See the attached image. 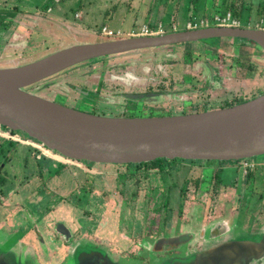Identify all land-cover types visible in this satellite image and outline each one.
<instances>
[{
  "label": "rangeland",
  "instance_id": "374dc122",
  "mask_svg": "<svg viewBox=\"0 0 264 264\" xmlns=\"http://www.w3.org/2000/svg\"><path fill=\"white\" fill-rule=\"evenodd\" d=\"M4 1L6 3L2 4ZM260 1L263 0H228V5L233 11H241L240 26L255 29L254 23L260 19L264 9V3L262 9L259 8ZM240 3L243 8L238 7ZM224 7L222 0H58V2L57 0H0V13L4 12L7 16L16 9L20 13H16L10 19L11 28L0 27V69L22 66L76 44L100 42L102 38L99 35L106 36L105 40H110L121 39L131 32L139 34L142 24L154 20L158 21L152 26L155 35H159L157 32L159 23L162 24L163 32L171 33L175 29L181 31L186 28L189 18L201 19L208 13L213 14L214 11L221 13ZM256 7L261 10L259 13H255ZM146 10L154 14L150 13L146 18ZM45 12L46 14H43ZM76 12L83 14L85 19L82 23L90 31H83V27H79L82 23H79V26L71 24ZM64 16L68 19H64ZM77 17L79 18V15ZM248 17L252 21L249 25ZM3 20L4 16L0 17V25ZM173 25L177 27L173 29ZM103 27L112 30L113 34L103 35L99 32ZM118 31H121L120 34H127L118 35ZM201 41L182 46L175 45V50L171 54L169 51H158L155 48L128 57L129 61L133 62L130 63L131 66H137L138 61L139 64H143L139 65L138 69L132 68L128 62L125 63L127 67H122L123 70L114 68L113 64L109 69L107 63L104 64L102 70L104 73L101 74V78L102 76L104 78V86L98 92L101 99L84 94L86 91L89 92L86 81L91 82L93 76L79 79L64 78V75H60L48 78L41 86L42 88L50 86L51 89H35L31 92L41 98L58 100L60 97L56 93L63 95L70 92L67 83L72 82L75 86H79L74 89L76 94L80 93L81 103L78 108L86 110L85 107L90 106L98 115L108 117L110 115L111 117L114 115L117 117L161 116L156 112L146 114L147 109L142 111V102L117 94L120 90H124V93H128L129 90L145 92L147 89L157 88L159 82L165 83V86L170 82L175 85L174 90H176V84L183 79L185 83H182L180 89H192V92H184L179 98L190 97L196 106L198 104L202 106L204 101L210 102L205 97L206 91L199 89L201 78H213L206 81L212 98L227 99L235 94L239 99L244 97V102L248 98L251 100L253 94L264 93V54L259 47H255L253 51L246 40L235 39L239 42L237 45L232 42L233 40L223 39L218 48L215 46L219 43V39ZM206 43L213 44L212 48ZM185 52L189 54L184 55ZM106 57L96 59L106 60ZM203 58L210 66L200 63ZM183 60L191 61L189 68L194 77H197L193 79V83L187 78L146 76L147 68L150 71L148 76L162 75L163 69L166 72L170 71L176 77L187 74L189 68L181 65ZM171 61L180 65L168 66ZM116 62L122 63V61ZM166 64L167 66L164 67ZM98 78L99 76L97 82L101 83ZM55 79L58 80L55 81L56 83L53 81ZM79 89L80 92L77 91ZM176 95L174 93L172 97L170 94L165 98L160 103L161 109L180 111L183 105L178 103ZM121 101L125 103L124 107L119 104ZM147 105L159 108L155 104ZM8 133L10 134L5 127H0V259L4 263L75 264L77 255L83 251L99 252L107 264H169V262H178L179 257L195 256L189 250L190 245L194 243L193 240L188 247L180 249L178 253L165 256L160 247L154 250L157 240H150L147 234L142 236L143 240L119 239L118 227L119 233L122 234H126L132 226L134 229L141 228V231H138L142 233L145 230V220L151 216L150 209L148 213L144 211L147 205L146 189L149 184L143 179H140L141 183L139 182L137 189L138 182H134L135 179L128 180L127 184L123 183L126 174L123 178L93 175L113 173L109 165H95L94 168L86 170L69 162L65 168H62L63 162H59L57 166V161L53 160L41 145H37L36 142L31 144L25 142L30 138L22 132L12 131L9 136ZM250 161L254 162H251L252 169L239 168L238 164L241 161L203 162L205 166L200 165L202 163L200 161H193L196 164L192 165L193 167L183 164V170L177 171L186 172V178L196 175L200 179H207L206 182L201 181L198 185L194 198L189 200L192 201L190 204L196 202L202 205L207 211L206 216L210 217L209 220H228L231 234L237 233L247 237V240L264 237V155L247 159L244 164L249 165ZM91 165L86 163V166ZM216 173L221 181L213 184L210 179ZM117 174L124 173L121 171ZM83 189L86 194L83 193ZM131 191L132 193L136 191L133 197L130 196ZM158 195L157 193V199H159ZM154 199L155 196L152 195L151 200H157ZM173 205L178 208L180 202L176 201ZM195 214L190 210L187 220L194 219ZM58 221L66 224V227L74 232L75 238L79 237L78 240H69L59 235L53 226ZM184 222L185 220L181 221L182 224ZM154 230L150 229V236L151 231ZM161 231H164V228ZM81 236H86L88 239H80ZM52 237L59 240H51ZM173 257L176 258L171 261L170 258Z\"/></svg>",
  "mask_w": 264,
  "mask_h": 264
},
{
  "label": "water",
  "instance_id": "95a60500",
  "mask_svg": "<svg viewBox=\"0 0 264 264\" xmlns=\"http://www.w3.org/2000/svg\"><path fill=\"white\" fill-rule=\"evenodd\" d=\"M208 39L247 40L264 52V31L228 26L73 45L22 66L0 69V126L22 132L69 160L97 164L135 165L160 158L230 162L264 155V93L241 104L200 113L108 117L68 108L25 91L88 60ZM126 97L142 98L131 94ZM56 231L69 235L63 223L57 224ZM179 239L157 240L154 250L179 251L191 243ZM188 256L177 261H189ZM192 259L193 264L199 263L196 256ZM105 263L97 251L80 252L75 261ZM0 264L6 263L0 259Z\"/></svg>",
  "mask_w": 264,
  "mask_h": 264
},
{
  "label": "flooded vegetation",
  "instance_id": "af4514ba",
  "mask_svg": "<svg viewBox=\"0 0 264 264\" xmlns=\"http://www.w3.org/2000/svg\"><path fill=\"white\" fill-rule=\"evenodd\" d=\"M180 1V0H177ZM58 2V0H57ZM240 2V1H239ZM260 5L259 8L262 7L264 0L260 1ZM5 3V1L3 2ZM261 6V7H260ZM238 7L243 8L244 6L240 3L238 5ZM259 8H255V13H259L261 10ZM149 11V12H148ZM145 14L146 18L151 14H154V12H150V10H146ZM11 14V12H9ZM172 13V12H171ZM14 14V13H12ZM79 15V18L77 17ZM4 16V20L2 21L0 27L1 29L5 28L7 25L9 28V22L10 19H12L14 16H5L4 12L0 13V17ZM145 17V16H144ZM64 19H68L64 16ZM85 17L83 16V14L81 12H76L73 15V19L71 21V24L75 25V26H79V23H82V21H84ZM77 20V21H76ZM158 21H152L151 23H145L142 24L143 25H147L149 27L152 28L154 23H157ZM83 25V23H82ZM79 26V27H83V31H90L89 29H87L86 25L83 26ZM177 27V25H176ZM212 27V26H209ZM239 28H245L242 26H239ZM251 29V28H250ZM186 30V29H183ZM181 30V31H183ZM112 31V30H111ZM101 32V31H99ZM98 32V34H99ZM113 32V31H112ZM118 35H122V34H127V33H122L120 34L121 31H118ZM123 32V31H122ZM125 32V31H124ZM173 32H180V30H173ZM167 32H163L162 34H166ZM172 33V32H171ZM130 35V36H127ZM124 37H121V39H128V38H132V37H141L143 35L137 34L135 32H131L130 34H127ZM97 37V35H95ZM127 36V37H126ZM100 38H102V41L100 42H106V41H110V40H121V39H110V40H105L104 38H106V36H100ZM211 40V39H208ZM223 39H219V43L216 44L215 48H218ZM231 40V39H230ZM233 43L235 44H239V42L236 41H240L239 39L235 41V39H232ZM247 41V40H246ZM202 42V41H199ZM249 43H251L252 45H249V43L247 44L249 47L251 46L253 51L255 49L256 46L254 43L248 41ZM94 43H98V42H94ZM29 44V43H28ZM82 44H92V42H86V43H82ZM188 44H192V43H183L182 45H188ZM76 45H81V44H76ZM178 45V44H177ZM206 45L210 46V48H212L211 46L213 44H207ZM29 46V45H28ZM175 45L172 46H167V47H159L156 48V50L158 51H169L170 54L171 52H173L175 50L174 48ZM192 47V46H191ZM240 48V47H239ZM151 49H155V48H151ZM145 50L147 49H143V50H137V51H132V52H126V53H122V54H117V55H113V56H108L106 57V60H102V59H92V60H88L85 62H82L78 65H75L73 67H70L50 78L53 77H58L60 75H64V78H90V76H93V80H91V82L86 81V85H87V89L89 90L86 91L84 94L85 95H91L92 97L101 99L99 96V93L103 86H104V78L102 76L101 78V74L102 72L104 73L103 67L104 64L107 63V67L110 69L111 65L113 64V67L116 69H122V67H127L128 65L131 66L130 63L133 64V62H130L128 57H133L135 54L139 55V53H144ZM263 52V51H262ZM187 53V54H186ZM188 55L189 52H185L184 55ZM264 54V52H263ZM138 58V57H137ZM204 59V58H203ZM103 61L105 63H103ZM116 61H119L122 63L118 64ZM128 62V65H126L125 63ZM136 62V61H135ZM139 62V61H138ZM136 63L137 66H131L132 68L138 69L139 65H143V64H139ZM191 61L187 60H183V64H181L182 66L185 67H190L191 66ZM208 61L206 59L202 60L200 63L203 65H207L210 66L209 63H207ZM108 63H110V65H108ZM97 65H99L97 67ZM178 66L180 65L179 63L174 64L173 61L169 62L168 66ZM167 66L164 65V67ZM101 71H100V70ZM163 74H152L154 76H148L150 75V71L149 68H147V72L148 74L146 75L148 78H187L188 81L190 83H193V79L197 78L194 77V75L192 74L191 68H189V71L187 72V74H183L180 76H174L173 74H171V72H166L165 69H163ZM79 72V73H78ZM98 72V74H97ZM166 72V73H165ZM139 73V72H138ZM125 74V73H124ZM189 74V75H188ZM143 75V74H142ZM97 76H99V81H101V83L97 82ZM140 78H144L143 76H139ZM229 77H231L229 75ZM213 79V78H201L200 81V88L199 89H203L206 91V95L205 97H207V100H210L203 103L202 106H200L199 104L196 106L193 104L192 100L190 97H186V98H182L180 99L179 96L182 95L184 92L187 93H191L192 89L190 90H184V89H180V87H182V83L184 82V80H180L181 82H179L178 84H176L177 89L174 90L175 85L171 84L170 82L166 84V86L163 83H158L156 85L157 88H153V89H147L145 92L144 91H137V90H129L128 93H124V90H120V92H118V95H126L131 94V95H136V96H142V98H137L135 100H138L139 102H142V111H144V109H147V113L146 114H150L153 112H156V114L161 115V116H176V115H186V114H192V113H200V112H205V111H212V110H217V109H222V108H227V107H231L233 105H237V104H241L244 103L246 101H249L250 99H246L244 102L243 100L245 99L244 97H242L241 99H239V97H237L235 94L231 95L230 98L227 99H220V98H212L209 94V89L207 88L208 83L206 84V81ZM74 80V79H72ZM45 81V80H44ZM54 83H56L55 81H58L57 79L53 80ZM186 82H188L185 79ZM196 81V80H195ZM43 81L32 85V87H28L25 88L26 92L32 93L31 91L35 89H39V90H49L51 89L50 86L49 87H44L42 88L43 85L42 84ZM188 82V83H189ZM181 83V84H180ZM185 83V82H184ZM196 83V82H195ZM102 85V86H101ZM67 87L68 89H70V92L65 93L63 95H65V97H63V95H59L58 93H56V95H58L60 98L58 100H53V99H46L49 100L51 102H55L58 104H61L63 106H66L68 108H72V109H76L82 112H86L89 114H93V115H98L97 112H95V109L93 108V110L89 107H85L86 110H84L83 108L80 109L78 108V106H80V93H77L79 95L76 94V92L74 91L75 88H78L79 86H75L74 83L72 82H68L67 83ZM54 88V89H53ZM52 89L55 91V87H53ZM173 89V90H172ZM38 90V91H39ZM57 90V89H56ZM82 90V89H81ZM92 90V91H90ZM78 92H80V89L77 90ZM170 91V92H168ZM56 92V91H55ZM176 93V98H173L174 100H177L178 103H180L181 105H183V108L180 111L177 110H172V109H165L162 110L161 109V102H163V100L165 98H167L170 94L173 97V94ZM34 94V93H33ZM261 94V93H260ZM259 94V95H260ZM35 95H37L35 93ZM259 95H251V100L253 98H255V96H259ZM38 96V95H37ZM170 97V98H172ZM74 98L79 99L78 101H76ZM60 100V101H59ZM97 101V99H96ZM242 101V102H241ZM214 103V104H213ZM122 105V107H124L125 103L121 101V103H119ZM147 104H155L158 105L159 108L156 109L153 108V106H149ZM77 106V107H76ZM172 111V112H170ZM143 113V112H142ZM166 113V114H163ZM174 114V115H171ZM103 116V115H100ZM152 116V115H150ZM111 117V115H110ZM112 117H117V116H112ZM120 117V116H119ZM121 117H124L121 116ZM143 117H147V116H143ZM1 127V126H0ZM7 129V128H6ZM8 130V129H7ZM14 132V131H13ZM11 134V132H10ZM8 133V136L10 135ZM28 144H31L32 142H34L33 140L29 139V141H25ZM37 143V142H36ZM39 143H37L38 145ZM41 145V144H39ZM41 148L48 154L51 155V158L55 161H57V164H60L59 162H63V167L65 168V166L70 162L71 164H73L74 166H77L79 168H86V170H89L91 168H94L95 165H101V166H111L110 169L111 172L109 175L106 174H102L99 173L96 175V173H91L88 171V173L93 174L94 176H119V177H124V175L126 174V178L124 177L123 179V183H128V180H134V182H138L137 185V189L139 187V182L141 183L140 179H143L144 182H147L149 184V187L146 189V196H147V200L146 203L147 205H145L144 207V211L145 213L149 212V209L151 212V216L150 218H147L145 220V230L144 232L141 231V228L138 229L137 227H135V229L133 228L134 226H132L129 231L126 234H122L119 233L120 229L118 227L117 233L119 237V239H123V240H143V235L147 234V238H149L150 240H178V238H180L179 240H193L194 243H192L189 247V250L192 251V254H194L198 260L197 262H199L198 264H215L218 263L220 260L224 261L223 263L225 264H264V237H260V238H249V240H247V237H242L240 235H237V233H233V235L231 234V228H230V223L228 222V220H214L213 219L209 220L210 217H207V211L204 210V207H202V205H198L196 202L195 204H190L189 201L191 199L194 198L195 193L198 191V185L201 183V181L206 182L207 179H200L198 177H196V175H191L190 178H186V172L183 173H179L177 172L178 170L181 169V171L183 170V164H188L189 167H193L192 165H196L193 161H184V160H180V159H176V160H168L169 162L167 163V165L164 167V169H159L157 167H153V168H145L143 166H140L139 164H127V165H116L117 167H114V165L112 164H97V163H91L88 161H75V160H69L67 158H64L62 156H60L59 154L52 152L50 150H48L47 148H45L44 146L41 145ZM157 160V159H156ZM155 161V160H154ZM245 161V160H241ZM196 162V161H195ZM202 162L200 165L205 166V163L203 162H213V161H200ZM241 162L238 164L240 166ZM253 162V161H250ZM86 163L88 164H92L91 166H86ZM254 163V162H253ZM223 165V164H221ZM123 166V167H121ZM180 166H182L180 168ZM220 167V166H219ZM241 168V166L239 167ZM123 172L124 174L122 175H118L117 173ZM175 171L177 173H175ZM186 171V170H185ZM253 180V178L251 179ZM209 181V180H208ZM210 181H212V183H216V182H220L221 180L218 179L215 175L210 179ZM133 182V184H134ZM222 183V182H221ZM125 184V185H126ZM189 186V187H188ZM193 187V189H192ZM83 193H85V190L83 189ZM112 192H110L111 194ZM136 193V191H132L130 192V196L133 197ZM157 193L159 194V199H157ZM80 194H82V192H80ZM154 195L156 201L151 200V196ZM112 197V194H111ZM250 199V197L248 198ZM179 201L180 205L175 207L173 204L174 202ZM249 201V200H248ZM187 203V204H185ZM190 210L194 211L195 217L194 219H192L191 221L187 220L188 219V215ZM232 211V210H231ZM200 212H202V214H199ZM168 214V215H166ZM238 217V216H236ZM184 224L181 223V221H184ZM203 220V221H202ZM82 220L80 219V222ZM204 221L206 222V224H204ZM167 222V223H166ZM58 223H63V222H56L53 226H54V230L56 231V226ZM79 223V222H78ZM181 223V224H180ZM162 224V225H161ZM63 225L65 226V228L68 230L69 235L65 238L69 239V240H78L79 237L75 238L74 236V232H72L70 229H68V227H66V224L63 223ZM164 225V227H163ZM143 226V224H142ZM121 228V226H120ZM155 229L152 232V235L150 236V229L152 230ZM164 228V231H161V229ZM253 228H255L253 226ZM140 230V231H138ZM242 230V228L240 229ZM239 230V232H240ZM57 232V231H56ZM238 232V233H239ZM131 233V234H129ZM137 233L140 235H137ZM60 235V234H59ZM62 236V235H61ZM34 238V237H33ZM86 236H81L80 239H85ZM144 238V239H147ZM51 240H59V239H54L53 237L50 238ZM88 239V237L86 238ZM148 240V239H147ZM198 240H201L200 242H197ZM204 240H209V241H213L212 243H208ZM179 251H172V252H164L162 253L163 255H169V254H175L178 253ZM234 252L239 253V255H234ZM191 254V253H190ZM191 259L189 261H185L184 259H182L179 262H169V264H193V259L194 257L190 256ZM176 258V257H173ZM174 261V260H173ZM107 264V263H105Z\"/></svg>",
  "mask_w": 264,
  "mask_h": 264
},
{
  "label": "built area",
  "instance_id": "2783aa9c",
  "mask_svg": "<svg viewBox=\"0 0 264 264\" xmlns=\"http://www.w3.org/2000/svg\"><path fill=\"white\" fill-rule=\"evenodd\" d=\"M248 25L252 23V21L250 19H248ZM216 26H228V27H234V28H238L240 26V19L239 17L236 18L233 16L232 12H225V14H217V13H213L210 15V17H203L201 19H197L196 17H192L189 18V20L186 23V30H196V29H201V28H206L209 27L211 25H215ZM175 25H173V29H175ZM254 28L255 29H259L264 31V18L260 17V19H258V21H256L254 23ZM155 30L147 25H143L140 29V34L143 36H157L155 35ZM157 32L159 33V35H161L163 33V28H162V24L159 23L158 24V29ZM101 33L103 35H107V36H111L113 34V32L108 29L107 27H103L101 30ZM1 138V135H0ZM245 161H242L240 166L241 168L245 169V168H253V164L250 162L249 165L248 164H244Z\"/></svg>",
  "mask_w": 264,
  "mask_h": 264
},
{
  "label": "trees",
  "instance_id": "16d2710c",
  "mask_svg": "<svg viewBox=\"0 0 264 264\" xmlns=\"http://www.w3.org/2000/svg\"><path fill=\"white\" fill-rule=\"evenodd\" d=\"M222 3H223V5L225 6L224 7V10L221 12V13H219V12H215L214 11V13H217V14H225V12H229V11H231L232 12V14H233V16L234 17H236V18H238L239 17V14H240V10H236V11H233V9H230V7H229V5H228V0H222ZM229 3H231L230 1H229ZM232 3L234 4V2L232 1ZM235 5V4H234ZM15 9V8H14ZM261 9H262V7H261ZM16 11H18L17 9H16ZM39 11V10H38ZM43 14H46V12L45 13H43ZM210 17V16H209ZM261 17H263L264 18V9H263V12H262V14H261ZM249 19V17L247 18V20ZM214 26H216V25H214ZM6 27H8V25L6 26ZM261 94H263V93H261ZM260 94V95H261ZM151 117V116H150ZM8 131L9 132H12L11 130H9L8 129ZM31 140H33V139H31ZM34 142H36L35 140H33ZM38 143V142H37ZM43 146V145H42ZM169 161L167 160V159H165V158H160V159H157V160H155V161H152V162H147V163H141V164H139L140 166H143V167H145V168H148V167H150V168H153V167H157V168H159V169H164V167L167 165V163H168ZM59 164H57V166H58ZM61 169V168H60ZM58 172V171H57ZM56 172V173H57ZM252 172H253V170H252ZM215 176L219 179V176H218V173H216L215 174Z\"/></svg>",
  "mask_w": 264,
  "mask_h": 264
},
{
  "label": "crops",
  "instance_id": "0c3cea01",
  "mask_svg": "<svg viewBox=\"0 0 264 264\" xmlns=\"http://www.w3.org/2000/svg\"><path fill=\"white\" fill-rule=\"evenodd\" d=\"M5 3H6V1H5ZM2 4H4V3H2ZM210 9H211V7H209ZM14 9V8H13ZM18 10V9H17ZM27 12H28V10H26ZM214 10H213V8H212V12H213ZM25 12V11H24ZM12 13H14V14H12ZM16 13H18V11H11V14L9 13V15H7V16H9V17H11V16H15L16 15ZM18 14H20V13H18ZM206 15H209V13L208 14H206ZM9 28H11V26H9ZM13 29V28H12Z\"/></svg>",
  "mask_w": 264,
  "mask_h": 264
},
{
  "label": "clouds",
  "instance_id": "9594fccd",
  "mask_svg": "<svg viewBox=\"0 0 264 264\" xmlns=\"http://www.w3.org/2000/svg\"><path fill=\"white\" fill-rule=\"evenodd\" d=\"M208 16H210V15H205V17H208Z\"/></svg>",
  "mask_w": 264,
  "mask_h": 264
}]
</instances>
